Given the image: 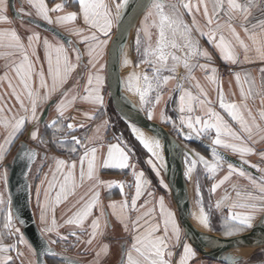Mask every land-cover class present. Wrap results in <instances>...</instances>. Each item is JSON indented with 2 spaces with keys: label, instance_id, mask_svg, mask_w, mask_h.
Instances as JSON below:
<instances>
[{
  "label": "snow or ice",
  "instance_id": "obj_1",
  "mask_svg": "<svg viewBox=\"0 0 264 264\" xmlns=\"http://www.w3.org/2000/svg\"><path fill=\"white\" fill-rule=\"evenodd\" d=\"M24 3L29 10L23 5L15 9L13 5L21 23L40 28L42 21L54 26L48 29L53 32L54 40L42 38L40 32L30 29L21 35L15 27H0V60L4 62L0 76V169H3L0 182L7 188L8 171L4 161L16 141L26 136L14 159H27L29 174L37 159L41 161L36 169L40 183L35 186V195L42 225L38 232L43 243L37 248L26 237L22 231L26 222L14 211L11 194L5 197L0 192V264H26V260L27 264H46L41 258L45 256L58 259V264H80L79 260L62 255L52 247L58 243L67 245L64 252L71 247L81 248L85 255L91 254L88 264H102L111 249L109 244L98 249L93 246L98 236H104L102 218L104 227L108 226L109 213L100 204V187L119 188L123 197L107 205L127 234L128 242L120 244L117 264H190L198 259L165 196L157 198L155 192L146 191L151 182L143 170L137 171L136 164L130 163L132 149L122 134L114 137L116 143L107 145L106 156L98 165V152L104 147L101 130L107 132L110 121L104 119L99 124L95 121L106 115L104 72L111 62L133 68L119 83L123 91L137 98L133 107L145 113L149 121L154 119L161 103L167 106L171 102L175 118L162 110V122L170 124L186 141L207 139L210 142L211 159L191 149H181L184 177L193 181V174L202 166L206 178L213 181L207 207L200 183L195 181L191 216L212 231L211 212L215 209L222 217L221 231L226 239L253 228L257 215H264V166L247 158L258 154L264 162V151L257 153L253 146L264 144V0H136L137 17L142 19L139 26L131 25L135 28L131 45L126 42L128 27L124 24L130 0H74L78 9L70 12H66L70 6L67 0L51 6L48 0H24ZM8 7V0H0V24H13L7 15ZM78 17H82L86 28L76 26ZM57 27L76 37V42L61 38L55 30ZM202 39L225 65L232 66L229 75L238 88L239 102L226 97L220 72L213 66V55L201 47ZM130 51H134L136 62L130 58ZM201 58L204 63L199 62ZM244 65L251 66L252 70ZM181 67L183 73L178 71ZM196 70L205 73L208 84L216 85L218 107L232 123L213 106L208 91L194 76ZM74 75L76 79L68 86ZM122 99L132 104L127 96ZM78 102L92 107L81 112ZM47 108L54 109L50 121L43 119ZM72 111L77 115L70 114ZM91 124L95 127L90 128ZM129 127L149 154L146 163L160 177L161 169L167 168L161 139L147 135L134 123ZM77 132L83 135L78 136ZM28 142H35L44 154L29 148ZM50 146L74 158L49 156ZM220 149L237 155L239 165H247V169L227 161ZM49 160L54 167L49 165V171L43 173L44 163ZM101 166L132 170L134 183L127 185L130 190L134 189L130 198L123 183L99 179L97 170ZM222 171L224 174L218 176ZM234 177L248 184L233 183ZM85 183L89 184L88 191L72 206L75 211L69 210L71 214L63 223H58L57 208ZM226 184H230V190L225 189L211 203V196ZM160 185L170 190L163 178ZM145 195L148 198L138 203ZM96 209L99 215L94 214ZM65 226H73V230L62 233ZM209 240V247L219 243L211 237ZM242 243L237 240L234 246ZM218 259L220 264H247L244 257L230 253Z\"/></svg>",
  "mask_w": 264,
  "mask_h": 264
},
{
  "label": "water",
  "instance_id": "obj_2",
  "mask_svg": "<svg viewBox=\"0 0 264 264\" xmlns=\"http://www.w3.org/2000/svg\"><path fill=\"white\" fill-rule=\"evenodd\" d=\"M9 2H10V9L14 18L20 19L16 16V13L13 8L14 5L15 9H18L17 2L20 3V1L9 0ZM135 5H136V0H130V7L127 9L126 15L124 17V24L125 26L128 27L126 42L129 43L130 45L135 37V28L132 27L131 25L139 26V20L142 19V16L137 17ZM24 19L26 20L27 18ZM40 24H41L40 27L41 29L53 33L48 29L54 26H48L44 24L42 21L40 22ZM55 30L60 33L61 38H63L64 40L71 39L74 42L71 36L63 32L59 28H56ZM113 38L114 39L116 38V32ZM130 52L134 56V51H130ZM121 79H123L121 66L114 62L109 63L107 67V83L110 91V100L112 101L117 114L128 126L129 124L134 123L136 126L148 131L151 135H156L161 139L164 149L163 151L164 157L167 163V168L162 170L166 178V181L169 185V188L171 190L172 198L177 207L181 223L183 225L185 232L187 233L188 241L192 244V246L202 256L216 262H220L218 257H220L222 254L225 253L242 256L239 254L240 250L253 249L255 253V251L264 248V215H262L259 218V220L254 224L253 228L249 232L241 234L238 237H232L227 239L213 232L202 233L194 226L192 221L193 217L190 214L194 203L192 199V194L190 192L191 184L183 175V172L185 170V164L183 162V155L181 149H185L187 147H185L182 142L195 143L205 148L209 152H211V149L209 147L210 142L206 139L204 140L193 139L191 141H186L182 137H181L182 140H180L166 126L153 120L149 121L146 118L145 113L140 112L137 110L136 107H133V104H135V102L128 96L127 92L122 90V87L119 83ZM124 96H127L128 99L132 101V104L126 103L122 99V97ZM50 109L51 108L46 109L45 115L43 117L45 121L49 116ZM28 147L32 148L29 142H28ZM34 150L38 152L37 149ZM220 151L226 157L227 161H230L234 164H237L238 166L247 169L248 167L247 165H239V159H237L236 157H234L233 155L222 149H220ZM17 152L14 155L13 159L6 165L8 171V186H7L8 193H10L12 196L14 211H18L19 215L26 222L25 225L22 227L23 232L25 233L26 237L37 248H39L43 243V241L41 240L40 234L38 232L39 226L32 207L31 188L28 189L26 187V185L31 186L27 172L28 161L25 158L14 159L15 157H17ZM248 170L252 171L255 175H259L258 173H255V170L253 169H248ZM209 237L219 241V243L209 247V245L211 244ZM237 240L243 242L242 245L239 247L234 246ZM53 248L57 252H60L55 247ZM61 254L66 255L63 253ZM41 258L45 260L46 264H50L48 258H52V257L45 256ZM244 259L246 260L249 258L244 257ZM263 263L264 262L262 261H257V262L247 261V264H263ZM80 264H82L81 261Z\"/></svg>",
  "mask_w": 264,
  "mask_h": 264
},
{
  "label": "crops",
  "instance_id": "obj_3",
  "mask_svg": "<svg viewBox=\"0 0 264 264\" xmlns=\"http://www.w3.org/2000/svg\"><path fill=\"white\" fill-rule=\"evenodd\" d=\"M19 1H20V4L23 5V7L26 10H29L28 5L26 3H24V0H19ZM8 4H9V7H8L7 15H8L10 20H13V24L12 25L0 24V27H15L21 33V35L27 34L28 30L30 29L32 31L40 32L42 38L47 37L50 41L54 40V36L44 32V31H42V30H40L38 28H35V27L31 26V25L22 24L20 19L19 20L15 19L13 14H12V12H11V9H10L9 0H8ZM74 7H76L78 9V5H74ZM75 9H73L72 11H76L77 10V9L76 10ZM66 12H70V11L66 10ZM78 18H80V17H78ZM77 23H79V22L77 21ZM57 28H59L60 30H62L63 32H65L66 34L69 35V33L67 31H65L64 28H62V27H57ZM71 37L73 38L74 43H75L77 38L73 37V36H71ZM200 43H201V47L202 48L207 49L213 55V66L217 67L219 72H220L221 80H222V87H223V90L225 92L226 97L228 99H230V100L234 99L237 102H239L240 97H239L238 88H237V86L235 84L234 78L229 75V70H230V68L232 66L225 65L221 61V59L219 58L218 53L210 45L207 44L206 40L202 39L200 41ZM40 54L42 56V49L40 50ZM107 58H108V56L106 55L105 56V61H107ZM199 62L200 63H204L205 61H204L203 58H201ZM3 63H4L3 60H0V76H2L3 72H4ZM243 67L244 68H248L249 70H252V67L249 66V65H244ZM106 70H107V68H106ZM106 70L104 72V75L106 76V82H105V85H104V88H103V94H104V99H105V104H106V115L101 116L99 119H97L95 121V124H99L101 122V120H104V119H108L110 121V124H109V128H108L107 132H104L103 130H101V136H102V141L101 142L103 143L104 147L102 149H100V151L98 152V165L102 164V159H103L104 156H106L107 145L109 143H116V140L114 138L116 135L113 132V126L114 125H113L112 118H111V115H110L109 98L105 97V94H106L107 90L109 89V88H107L108 87V83H107ZM235 70L239 71L241 69L240 68H236ZM178 71L180 73H183L184 70L181 67ZM254 75L258 76V73H256L254 71ZM194 76L201 82V84L208 91L209 99L213 101V106L216 107V110L217 111H221V114L225 115V118L229 119V122L232 123L230 121V118H228L226 116V114L223 113L222 110H220L219 107H218L216 85L208 84L207 81L205 80V73H203V72H201L199 70H196L194 72ZM75 79H76V77L74 75L73 80L70 81L68 86H71V83L74 82ZM230 81H231V83H230ZM83 82L84 81L81 80V84H83ZM185 86L188 87L187 84ZM170 87H171V85H170ZM193 91L195 92V90H193ZM233 93H235V96L232 95ZM53 99L55 100V97ZM171 104L172 103L169 102V105H170L171 111H172V108L174 107V105L172 104V106H173L172 107ZM249 104H250V106H252L251 101L249 102ZM77 107L81 110V112H83L85 110H90L92 106L88 105V104H85V103H82V102H78ZM70 114L77 115V113L74 112V111H72ZM53 115H54V109L51 108L50 112H49V116H48L46 121H50L53 118ZM77 118L78 119H82V116L78 115ZM95 124H91L90 128H94ZM233 126L237 127L234 124H233ZM41 128H43V125H41ZM0 131H2V130H0ZM61 134H63V133H61ZM76 134H79V136L83 135L82 132H77ZM91 134H92V132H91V130H89L88 135H91ZM111 136H113V137H111ZM25 139H26V136H21L20 139L16 141L15 145L11 148L10 153L7 155V158L4 161L5 165H7L9 163V158L11 156V153L16 148V146H18L20 144V142L22 140H25ZM33 143L34 142H32L31 144L33 145ZM127 145H128V143H127ZM33 146H35V145H33ZM96 146L99 148V144H97ZM253 146L257 150V153H259L261 151H264V144H256V145H253ZM35 147L37 148L38 153H40V155L44 154V153L41 154L42 149L40 147H37V146H35ZM58 150H60V149H58ZM58 150H56V151H58ZM56 151L54 150V152H51V153L48 151V155L49 156H53L54 155L57 158H62V159L74 158V157H70L69 154H61L59 151L58 152H56ZM228 153H230L231 155H233L234 157L239 159V157L237 155H234L231 152H228ZM247 158L252 163H261L262 166H264V162H261L260 157H259L258 154L257 155H252V156L247 157ZM134 160H135V156H134L133 153H131L130 163L134 164ZM38 162H39V165H40L41 161L39 159H37L36 163L32 165V171H31V174H30V181H31L30 183H31V194H32L33 211H34L38 226L40 228V227H42V225L39 222V210H37L38 207H37V204H36V195H35V186L40 183V180L37 179V176H36V169L39 166L37 164ZM47 162H49V165H53V167H54L53 161L49 160ZM49 165L47 163L44 166L43 173H46V172L49 171ZM2 170L3 169H0V171H2ZM43 173L40 174L41 178H43ZM97 175H98L99 179L103 180V181H116V182H119V183H123L125 185V192L128 193L129 198L134 193V189L130 190L127 187L128 183H129L128 179L130 177H132V170L131 169H124V170L105 169V168H103L101 166V167H98ZM33 177H35V180H33ZM88 188H89V184L85 183V185L83 187L78 188V190L75 192L74 195L70 196L69 199L66 202H64L61 206H59L57 208L56 217H57L58 223H63L64 219H66L67 216L71 214V211H75V209L72 206L75 204V202L82 195H85L87 193ZM98 190L100 192V204L109 213V216H108V221H107L108 226L106 228L104 227V219L102 218V220H101V225H102L101 231L104 232V236L103 237L98 236L96 241L94 242L93 246L98 249L103 244H109L110 245V249H111V254L109 256H107L106 258H103L102 264H117L119 247H120L121 243L127 244V242H128L127 241V234L123 232L122 225L117 220V218L115 216L111 215V210L107 208V205L110 204L113 201H119V200L123 199V197L121 196L119 188H113V189L109 190L107 187H100ZM145 197H146V195L144 197H142L141 200L138 203H143V200L145 199ZM166 203L168 204V206L171 207V209L173 211L176 212L178 222L180 223L181 228L184 231V228H183V225L181 223V220H180V217H179V214H178V210L176 208L175 203L173 204V203H171L169 201H166ZM69 210H71V211H69ZM94 214L95 215H99V209L94 210ZM70 230H73V226H65L64 228L61 229V232L62 233H67ZM45 238L47 239V237H45ZM85 238H87V237H85ZM70 243H74V241L70 240ZM55 246H57V244ZM57 248H60V245L57 246ZM70 251L71 252L68 255L78 259L79 261L82 262V264H88V262L92 259L91 254L85 255L81 248H72ZM197 254H198V259L190 262V264H201V262H203V264H212L214 262L217 263V264H220V262L212 261V260H209V259L205 258L198 251H197ZM249 262H254V261L249 260Z\"/></svg>",
  "mask_w": 264,
  "mask_h": 264
},
{
  "label": "rangeland",
  "instance_id": "obj_4",
  "mask_svg": "<svg viewBox=\"0 0 264 264\" xmlns=\"http://www.w3.org/2000/svg\"><path fill=\"white\" fill-rule=\"evenodd\" d=\"M60 2H62V0H48V3H49L50 6H51L52 4H54V3H60ZM67 3L70 5V6L66 7V10H68V11H72L73 9H75V8L77 7V6L74 7V5H77V4H75L73 0H67ZM76 9H77V8H76ZM76 9H75V10H76ZM78 22H79V23H76V26H77V27H85V28H86V26L83 25V20H82L81 17L78 18ZM77 24H78V25H77ZM33 27H34V26H33ZM38 29H40V30H42V31H44V32H46V33H48V34L54 36V34L51 33V32H48V31L43 30V29H41V28H38ZM115 32H116V30L114 29V35H115ZM114 35H113V37H114ZM110 45H111V44H110ZM110 45H109V47H110ZM107 60H108V58H107ZM133 61H134V62L137 61V57L135 56V53H134V56H133ZM137 71H139V69H137ZM106 73H107V70H106ZM107 88H108V87H107ZM105 97L109 98V101H110V91H109V89L107 90V92H106V94H105ZM162 110H164V111L166 112L167 115H171V116H173V118H175V114H174V112L171 111V107H170L169 103H167V106H165L164 103H161V105L158 106V107L156 108L155 116H154L153 121H156V122H158V123H160V124L166 126L171 132H173V133L176 135V137H177L178 139L182 140V138L179 137V136L176 134V132L173 130V128L171 127L170 124H165V123L162 122V120H161V118H160V112H161ZM112 119H113V121L117 124V126H119V127H118V129H119L118 131L120 132V135L122 134V138H123V140L126 141V142L128 143V147H130V149H132V153H133L134 156H135L134 164H136V170H137V171L143 170V171L145 172V176H146V178L151 182L150 186H148V188L146 189V191H152V192H155L157 198H158L160 195H164L166 201H169V202H171V203L174 204V202H173V198H172L171 190H166V189H164V188L160 185V179H161V178H163L164 182L167 183L166 178H165L164 173H163V170L161 169V176H160V177H157V176L155 175V173L151 170L150 166L146 163L147 159L149 158V155H148V156H144V151H141V148L139 147V145L137 144V142H136L135 139L133 138L134 136H133V134H132V132H131V129H129V128L123 126L121 123H119V118H118L114 113H113V118H112ZM41 130L43 131V128H41ZM49 135H50V133H49ZM60 135L62 136L63 134H60ZM111 137H113V136H111ZM128 137L132 140L131 143H130V141L128 140V139H129ZM31 143H32V142H31ZM182 143H183V145H184L185 147H187L188 149H191V150H193L194 152L199 153V154H201V155H204V156H205L206 158H208V159H211V153H210V152H207V151H205V150L199 148L198 146H194V145L188 144V143H186V142H182ZM33 145L37 146V144H36L35 142L33 143ZM33 145H32V146H33ZM17 147H18V146H16V148H15V149L13 150V152L11 153V156H10V158H9V162L13 159V156H14V154H15V151H16ZM37 147H38V146H37ZM41 149H42V148H41ZM54 150L56 151V150H58V149L55 148L54 146H50L49 152H50V153H51V152H54ZM58 151H59V150H58ZM58 151H56V152H58ZM39 152H40V151H39ZM142 152H143V153H142ZM43 153H44V152H43V149H42L41 154H43ZM47 163H48V165H49V162H46V163L44 164V166H45ZM37 164L39 165V162H38ZM225 171H226V164H225ZM151 172H152V173H151ZM150 173H151V175L154 176L153 179H151V177H150ZM223 174H224V171H222L221 173H219L218 176H219V175H223ZM33 180H35V177H33ZM128 180H129V183H130V184H133V183H134V177H133V176L130 177ZM196 180H198L199 183H200L201 191H202V195L204 196V199H205V205H206V207H207V204L209 203V196H210L209 189H210V187H211V183H212L213 181H211V180H209V179L206 178L202 166H198L197 171L193 174V181H189V180H188V181L190 182V184H193V189H194V190H195V181H196ZM232 182H233V183H239V184H241V185H247V184H248V182H247L246 180H244V179H242V178H239V177H234ZM129 183H128V185H129ZM167 184H168V183H167ZM169 189H170V188H169ZM225 189H229V190H230V184H226V185L222 186L220 189H218V190H217V193L211 196V203L214 204V203H215V200L218 199L220 196H222V195L224 194ZM0 192H4L5 197H7V195L9 194V193H8V189L5 188V186L3 185L2 182H0ZM147 198H148V197H147V195H146L145 199H147ZM194 200H195V191H194V193H193V202H194ZM32 207H33V206H32ZM176 208H177V207H176ZM37 210H39V209H37ZM215 216H216V217H215ZM261 216H262V215H257L255 221L253 222V225L259 220V218H260ZM211 222H212V223L217 227V229H218V232H213V230H212L211 232L216 233V234L222 236V231H221L222 217H221L220 213H219L218 211H216L215 209H213L212 212H211ZM0 230H2V220H0ZM250 230H251V229H248V230H246L245 232H243L242 234L247 233V232H249ZM22 231H23V230H22ZM183 232H185V230H184ZM188 242H189V241H188ZM59 245H60V248H57V246H59ZM53 246L56 247V249H57L58 251H60V252L63 253V254H66V255L70 254V252H71L70 250L72 249L71 247H69V248H68V251H67V252H64L63 249H64L65 247H67V245H65L64 243H58L57 246H55V245H53ZM257 252H263V253H264V248L255 251V253L253 254V256H254ZM68 256H69V255H68ZM253 256H252V257H253ZM71 257H72V256H71ZM252 257H250L249 259H246V260L249 261V260L252 259ZM28 259H33V260H34L35 258H34V257H28ZM26 263H27V260H26ZM50 263H51V264H58V262H55V261H52V262H50ZM212 264H217V263L214 262V263H212Z\"/></svg>",
  "mask_w": 264,
  "mask_h": 264
},
{
  "label": "trees",
  "instance_id": "obj_5",
  "mask_svg": "<svg viewBox=\"0 0 264 264\" xmlns=\"http://www.w3.org/2000/svg\"><path fill=\"white\" fill-rule=\"evenodd\" d=\"M17 20H19V19H17ZM109 107H110V115H111V118H113V113L119 118V123H121L123 126H125V127H127V128H129L130 129V127L121 119V117L117 114V112H116V110H115V107H114V105H113V103H112V101L110 100L109 101ZM112 122H113V132H114V134L116 135V136H119L120 135V132L118 131L119 129H118V127L119 126H117V124L113 121V119H112ZM49 133H50V131H49ZM129 138V137H128ZM134 139H135V137H133ZM129 141H130V143L132 142V140L129 138L128 139ZM135 141H136V139H135ZM137 142V144L139 145V147L141 148V151H144V156H148L149 154L147 153V151L138 143V141H136ZM188 144H191V145H194V146H198L199 148H201V149H203V150H205V151H207V152H209L208 150H206L205 148H203V147H201V146H199V145H197V144H195V143H188ZM59 152L61 153V154H68L66 151H64V150H59ZM143 153V152H142ZM211 153V152H210ZM152 173V172H151ZM151 173H150V177H151V179H153L154 178V176L153 175H151ZM216 217V216H215ZM212 229H213V232H218V229H217V227L212 223ZM48 261L49 262H52V260L50 259V258H48ZM251 261H254V262H256V261H262V262H264V253L263 252H257L253 257H252V259H251ZM51 264V263H50Z\"/></svg>",
  "mask_w": 264,
  "mask_h": 264
},
{
  "label": "bare ground",
  "instance_id": "obj_6",
  "mask_svg": "<svg viewBox=\"0 0 264 264\" xmlns=\"http://www.w3.org/2000/svg\"><path fill=\"white\" fill-rule=\"evenodd\" d=\"M130 58L133 60V55L130 52ZM122 70V78H126L128 73H130L131 71H133L132 67H128V68H123L121 67ZM128 96L136 103V97L130 95L128 93ZM144 130V129H143ZM146 132L147 135H151L148 131L144 130ZM164 155V152H163ZM190 192L192 194V199H193V193H194V189H193V184L190 185ZM194 210V203H193V208L192 211ZM193 224L194 226L202 233H212L211 231H209L208 229L204 228L203 226H201L198 221H196L194 218H192ZM254 253L253 249H243L239 251V254L244 256L245 258H250L252 256V254Z\"/></svg>",
  "mask_w": 264,
  "mask_h": 264
},
{
  "label": "flooded vegetation",
  "instance_id": "obj_7",
  "mask_svg": "<svg viewBox=\"0 0 264 264\" xmlns=\"http://www.w3.org/2000/svg\"><path fill=\"white\" fill-rule=\"evenodd\" d=\"M17 7H18V9L21 7V4L19 3V2H17ZM26 18V17H25ZM76 135H79V134H76ZM30 143V145H31V147L32 148H34V149H37L35 146H32V144H31V142H29ZM19 147H20V144L18 145V147H17V149H16V151H15V154H16V152L18 151V149H19ZM14 154V155H15ZM14 157V156H13ZM31 174V173H30ZM30 174L28 173V178H29V180H30ZM31 182V181H30ZM31 184V183H30ZM52 261H55V262H58V260H56V259H53V258H50Z\"/></svg>",
  "mask_w": 264,
  "mask_h": 264
}]
</instances>
